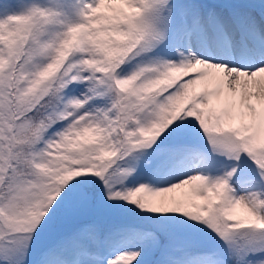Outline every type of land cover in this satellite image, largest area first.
Returning a JSON list of instances; mask_svg holds the SVG:
<instances>
[{"label":"snow or ice","instance_id":"snow-or-ice-1","mask_svg":"<svg viewBox=\"0 0 264 264\" xmlns=\"http://www.w3.org/2000/svg\"><path fill=\"white\" fill-rule=\"evenodd\" d=\"M0 264H264V0H0Z\"/></svg>","mask_w":264,"mask_h":264}]
</instances>
